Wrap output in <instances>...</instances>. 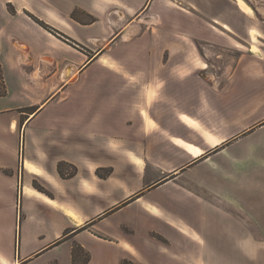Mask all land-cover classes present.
I'll use <instances>...</instances> for the list:
<instances>
[{"label": "crops", "instance_id": "0c3cea01", "mask_svg": "<svg viewBox=\"0 0 264 264\" xmlns=\"http://www.w3.org/2000/svg\"><path fill=\"white\" fill-rule=\"evenodd\" d=\"M0 10V264H248L254 198L220 185L264 168V0Z\"/></svg>", "mask_w": 264, "mask_h": 264}, {"label": "rangeland", "instance_id": "374dc122", "mask_svg": "<svg viewBox=\"0 0 264 264\" xmlns=\"http://www.w3.org/2000/svg\"><path fill=\"white\" fill-rule=\"evenodd\" d=\"M6 8L10 14L15 13V8L10 3L6 4ZM10 8L13 10V12L9 11ZM26 13L28 14V12H26ZM18 24H19L18 22L12 21V20H9L8 18H6V16H4V14L2 13V10H0V26H2L4 28H6V27L7 28H9V27L15 28V27H18ZM212 57L213 56L211 54H209V59H210L209 65L204 70V73L206 75L207 74L212 75L213 72H216V69H214V67L212 66ZM227 58H228V56H227ZM216 61L218 62V60H216ZM216 61H214V62H216ZM43 62H50V59L45 57V58H43ZM23 63L27 64V61L24 60ZM69 75H72V72ZM75 78H77V76H75L73 78V80ZM261 141L264 142L263 137H260L256 140H254L253 144H260ZM254 154H258V153H254ZM198 174L200 175L202 173L201 172H194V173H192L191 176H193L195 178L196 176H198ZM231 174H230V176H231ZM247 175H249L250 179H251L249 182H247V184L243 183V184H238V185H230V190H231L230 191L228 188H226L227 183H224V184L220 185V187H221L220 190H221L222 194L226 195V197H224V198H227V199H230L231 197H235V192L237 193V195H240L241 193H242V195L244 193H247L248 195H252V197L254 198L253 204H252L253 216L248 219V217L245 218L244 214H242L241 218L245 219L244 221H246V223L249 224L250 229H251V232L249 234L252 237V249H251V256H250L248 264H264V168L253 167L252 170L247 169ZM248 180H249V178H247V181ZM209 186H212V185H209ZM233 187H236V191L233 190ZM218 195H220V194H218ZM234 202H235V204H234L235 207H239L240 203H238L236 201H234ZM221 203L223 205V203H225V202L221 201ZM226 204L227 205L230 204L232 207L231 202L226 203ZM229 209H233V208H229ZM237 213H240V210H237ZM160 237L162 238V236H160ZM157 239H160V238H157ZM160 240H163V238Z\"/></svg>", "mask_w": 264, "mask_h": 264}, {"label": "trees", "instance_id": "16d2710c", "mask_svg": "<svg viewBox=\"0 0 264 264\" xmlns=\"http://www.w3.org/2000/svg\"><path fill=\"white\" fill-rule=\"evenodd\" d=\"M10 12H13V10L10 8L9 10ZM30 17H32V19H34L38 24H40L42 27H44L45 29L49 30L50 32H52L53 34L57 35L55 30L49 26L48 24H46L44 21L40 20L39 18H37L36 16L28 13ZM6 92L5 90V84H4V79H3V74H2V68H1V64H0V95H4ZM264 123V121L262 122ZM260 123V124H262ZM57 169L60 173V175L62 177H70V176H73L76 172V168L73 166V165H70V164H67L65 162H59L58 163V166H57ZM111 169H103V168H98L96 170V174L100 177H105L107 176L109 173H110ZM34 185L39 189V190H42V191H45V189L40 186L39 184L37 183H34ZM157 238H160V235H153ZM72 255H73V258L75 260V257L76 256H79V255H83L84 259L87 260L88 259V255L86 253L83 252L82 248L79 246V245H74L73 249H72ZM120 264H134L132 261L130 260H127V259H123Z\"/></svg>", "mask_w": 264, "mask_h": 264}, {"label": "flooded vegetation", "instance_id": "af4514ba", "mask_svg": "<svg viewBox=\"0 0 264 264\" xmlns=\"http://www.w3.org/2000/svg\"><path fill=\"white\" fill-rule=\"evenodd\" d=\"M69 69H71V67H68V69L66 68V72H65L66 75H69L70 74V72H69L70 70Z\"/></svg>", "mask_w": 264, "mask_h": 264}, {"label": "water", "instance_id": "95a60500", "mask_svg": "<svg viewBox=\"0 0 264 264\" xmlns=\"http://www.w3.org/2000/svg\"><path fill=\"white\" fill-rule=\"evenodd\" d=\"M13 43L16 44V40H13ZM68 69V67H66Z\"/></svg>", "mask_w": 264, "mask_h": 264}, {"label": "bare ground", "instance_id": "6f19581e", "mask_svg": "<svg viewBox=\"0 0 264 264\" xmlns=\"http://www.w3.org/2000/svg\"><path fill=\"white\" fill-rule=\"evenodd\" d=\"M189 149H191L192 151H194L191 147H189ZM196 153V151H194Z\"/></svg>", "mask_w": 264, "mask_h": 264}]
</instances>
